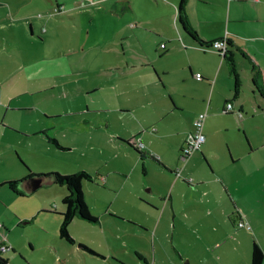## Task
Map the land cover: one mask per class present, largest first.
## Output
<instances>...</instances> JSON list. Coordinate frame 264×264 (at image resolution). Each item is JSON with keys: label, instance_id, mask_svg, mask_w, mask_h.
<instances>
[{"label": "crops", "instance_id": "1", "mask_svg": "<svg viewBox=\"0 0 264 264\" xmlns=\"http://www.w3.org/2000/svg\"><path fill=\"white\" fill-rule=\"evenodd\" d=\"M40 1L45 2L46 13L45 16L38 17L35 12L37 10H34L37 9V0H0V55H15L14 52L18 48L15 46L20 39V32L24 35L25 41L33 43L35 31L42 26L38 19L49 20L46 23L53 24L66 20L67 17L75 25L77 18L79 20L84 14L92 12L94 9L78 6L80 0ZM88 1L92 5L98 2V5L94 6L96 12L99 15L114 18L116 23L111 38L118 46L120 45L121 50L118 48L117 52L121 54L122 63L113 62V64L102 67L94 63L93 66H98L97 69L101 70L99 76L101 84L107 82L111 85V89H114L120 87L119 82L125 83L126 89H123L122 86L116 94L130 96L129 100L121 101L119 108L120 114L126 116L127 121L132 122V125H128L130 131L122 133L113 128L108 130L110 127L108 124L111 125L108 116L110 108L99 104L94 105L93 115L96 117L93 120H99L101 125L91 123V119L85 114L89 109L86 111L83 109L65 111L64 115L60 112L46 116L49 118L81 114V122H88L89 125L12 124L9 121V109L13 105V100L28 92L35 94L46 90L42 86H40L42 88H35L32 85L36 82L34 81L36 74L34 59L27 43L23 50H20L24 52L26 58L22 67L18 57L11 61L13 68L9 73L5 71L6 68L0 69V161L12 150H15L35 170V164L22 150L25 149L22 146L23 143H19L20 140L31 134L42 135L41 131L43 130L45 134L50 133L49 130H51V136L56 137L62 145L67 147V149L61 150L85 146L92 140L96 141L102 138L105 140L104 145L112 147L113 154L110 158H119L128 165L130 169L128 172L120 170L127 173V178L141 162L144 170L149 174L147 155L156 156L163 164L158 163L157 165L160 169V180L158 182L149 181L147 184L151 186L152 191L155 189L157 203H160V205L157 203L155 205V202L151 203L157 207L158 225L164 217H168V209L172 212L169 222L172 232H167L166 235L171 238L173 242L171 246L179 259L171 252V261L176 263V260L187 259L189 264H213L210 261L212 254L210 251L215 246L216 248L223 247L220 255L217 256L218 261H214L217 264H239L243 258H247L248 254L249 264H251L253 243H259L264 250V122L249 125L248 119L258 118L261 113L257 115V112L264 113V96L253 82L252 62L241 53L240 48L252 55L264 72V0H197L210 8L213 5L216 7L200 15L191 12L193 0H188L189 20L202 39L211 42L227 35L230 42L229 53L233 54L241 81L237 96H235V78L230 70L228 60L215 49L201 45L182 28L178 19L179 0ZM20 3H23L22 8H20ZM101 3L106 6L104 13H101L99 8L102 6ZM247 4H251V9L245 8ZM27 5H32L34 8L28 11ZM60 6L62 9L58 10ZM64 8L68 11L66 15L61 14V10L64 11ZM216 25L217 28L214 29ZM43 29V31L46 30ZM158 41L159 44H157ZM162 43L165 44L164 47H162ZM158 46L163 50L162 53L171 51L170 54L173 55L180 52L185 57L186 64L179 68L186 69L188 67L198 83V88L192 98L199 102V107L206 105L211 113L208 121L206 120L207 125L203 127L204 142L198 151L185 160L181 158L180 150L187 133L194 130L196 112H193L191 121L187 124L174 127L175 139L167 151L164 147L155 145V141L162 142L164 137L169 136L167 131L169 125H159L163 120L162 114L154 113L151 122L158 124V129L153 134L147 133L146 128L149 125H146L144 117L137 113L145 105L143 104L145 99H139L140 106L136 107L130 104L143 95L141 87L146 83L157 81L154 73L161 79L163 75L167 74V71L155 66V61L151 58L153 53L149 52L153 47L157 51ZM140 48L142 55L137 51ZM241 59L245 63L239 64ZM66 60L68 61L69 58L66 57ZM71 64H66V66ZM24 67L28 70L31 68V71L21 78L20 72ZM153 71L154 73H152ZM196 73H201L202 76L198 77ZM16 74H18V81H14ZM9 79L11 80L9 81ZM100 88V85H94L87 92L94 93ZM201 88L203 92L198 90ZM170 93L175 100L174 105L176 103L174 108L178 109L177 106H179L184 109L177 94H173L171 91ZM19 100L22 101V98ZM229 101L233 102L237 111L241 110L243 113L242 125L235 127L244 131L246 141L244 138L236 141L231 137L229 135L230 126L211 124V118L221 116L222 109L226 108L224 104L226 105ZM26 105L17 106L16 110L28 111L34 108ZM242 117L240 118L242 119ZM122 121L124 120L122 119ZM162 123L164 124V122ZM8 125H13L22 132L13 135L8 130ZM37 126L40 127L36 128ZM128 126L126 125V127ZM103 130L106 133L108 130L107 138L101 133ZM222 131H228V133L224 134ZM135 135L139 136L143 143V139H150L147 148L144 143L146 149H142L145 152L143 159L134 148L121 139H128ZM61 137H69V139L63 141ZM47 142L50 143V146L47 145V147L51 148L53 143L49 138ZM119 144L123 145V156L116 152ZM178 153L179 158L184 161L182 166H178L180 164L177 162ZM25 164H23L25 169L16 166L15 163L12 168L8 167L7 173L0 177V188L6 186V184H2L3 181L22 178L33 171ZM178 169H181L180 174L176 173ZM50 170L54 171V168H39V171ZM99 174L106 181L108 175ZM114 192L117 193V190ZM239 220L246 221L251 228L239 226ZM231 239L236 242V246L231 247L229 244L232 242ZM140 254L144 259L146 258V254L142 251ZM244 264H247V260Z\"/></svg>", "mask_w": 264, "mask_h": 264}, {"label": "rangeland", "instance_id": "2", "mask_svg": "<svg viewBox=\"0 0 264 264\" xmlns=\"http://www.w3.org/2000/svg\"><path fill=\"white\" fill-rule=\"evenodd\" d=\"M95 4L98 5V2ZM95 4L92 5L88 0H80L78 6L94 9L92 12L84 14L79 20L77 18L75 25L67 17L66 20L53 24H47L46 22L49 20L46 21L42 18L43 21H41L38 19L42 26L35 31L33 43L32 41L30 43L25 41L24 35L20 32V39L15 46L18 47L14 52L15 55H0V69L6 68L5 71L9 73L13 68L11 61L14 58L18 59L19 57L21 67L24 65L26 58L24 52L20 50H23L25 44L28 43L27 46H29L31 56L34 59L36 74L34 80L36 82L32 85L35 88H46V90L35 94L28 92L13 100V105L9 109V121L12 124L89 125L88 122H81V114L46 117L60 112L64 115L65 111L81 109L86 111L89 109L85 114L91 119V123L101 125L99 120H93L96 117L93 115L94 105L99 104L110 108L108 116L111 125L108 124L110 126L108 130L113 128L122 133L130 131L128 125H132V122L127 121L126 116L121 115L119 109L121 101L129 100L130 96L116 94L122 86L123 89H126L125 83L119 82L120 87L114 89H111V85L107 82L101 84L99 81L101 70L97 69L98 66H93L94 63L101 67L113 64V62L122 63L121 54L117 52L118 48L121 50L120 45L118 46L111 38L112 31L116 27L115 20L110 16L99 15L95 10ZM22 5L23 3H20V8L23 7ZM101 5L100 11L104 13L106 6L103 3ZM250 6L251 4H247L245 8L251 9ZM32 8H34L32 5H27L28 11H31ZM211 8L215 9L216 7L213 5ZM211 8L197 0L191 2V12L195 15H200ZM59 9H62V6ZM34 10H37L35 12H37L38 17L44 15L46 13L45 2L37 0V9ZM67 12L66 9L61 10L62 15H66ZM43 28L46 30L43 31ZM216 28L217 25L214 29ZM137 51L142 55L141 48ZM149 52L153 53L151 58L155 61V66L167 71V74L163 75L162 80L153 71L157 81L146 83L141 87L143 95L130 104L137 107L141 105L138 103L139 99H145L143 103L145 105L137 113L142 115L144 123L149 125L146 128L147 133L153 134L158 129V124L151 122L154 113L162 114L163 120L160 121L159 125H169L167 129L169 136L164 137L162 142L155 141V145H160L168 151L175 139L174 127L177 125L181 127L191 121L193 112H196V116L200 112H207L204 121V125H207L211 113L206 105L199 107V102L193 100L192 96L195 95L198 83L188 67L186 69L179 68L186 64V59L180 52L173 55L170 54L171 51L162 53L163 50L160 49V46H158L157 51L153 47ZM66 57L69 58L68 61ZM70 63L72 64L66 66ZM241 63H245L244 60H239V64ZM30 71L31 68L29 70L26 67L22 68L20 77L23 78ZM41 76L43 78H40ZM18 80V74H16L14 81ZM94 85H100V90L94 93L87 92ZM198 90L203 92L202 88ZM170 91L177 94L184 109L179 106H177L178 109L174 108L176 103L174 105L175 100ZM19 97L22 98V101L19 100ZM24 105L34 108L28 111L16 110L17 106ZM224 106L226 105L224 104ZM225 109V107L222 109L221 116L211 118V124L230 126L229 135L231 137L235 138L236 141L242 138L246 141L244 131L235 127L242 125L243 117L241 119L237 112H226ZM259 113L261 114L258 118L248 119L249 125L264 122V113L257 112V115ZM8 127L11 128L8 130L13 135L22 132L13 125H8ZM108 130L107 133L105 130L101 133L106 136ZM41 132H43L42 135L31 134L27 138L24 137L19 143H23L22 146L25 149L22 150L35 164V170L28 165L18 151L12 150L8 156L0 161V177L7 173L8 167L12 168L14 163L22 168L25 167L23 164L26 163L35 173L52 172V170L39 171V168H54V171L61 173H72L79 170L91 172L95 178L93 181L85 180L83 190L90 211L98 217L99 221L91 222L76 217L70 225V231L78 242L86 243L102 253L104 257L91 253L79 246L78 243H70L59 235V227L62 221L59 212L65 209L62 199L68 192L65 185L46 184L32 193L24 195L15 194L6 185L0 188V222L2 223L0 241L5 242L9 247V249L1 252L10 260L9 264H189L187 259L176 260V263L171 261V252L179 259L171 246L173 244L171 238L166 235L167 232H172L169 224L172 217L171 210L168 209V217H164L158 225L157 207L151 205L153 202L155 205L158 202L157 194L155 189L152 191L151 186L147 183L160 180V169L157 166V161L147 155L150 167L149 174L146 173L141 162L127 178V173L120 170L128 172L130 170L128 165L119 158H110L113 154L112 147L111 145H104L105 140L102 138L96 141L92 140L85 146L61 150L53 144L51 148L47 147V145L50 146V143L47 142V135L51 136V130L47 134L44 130ZM222 133L226 134L228 131H222ZM68 139L69 137L62 138L63 141ZM149 140L143 139L146 148L149 146ZM145 147L142 149H146ZM116 152L123 156L122 144H119ZM171 157L173 158V156ZM177 162L180 163L178 166H182L184 162L179 158V153ZM99 173L108 175L106 181L100 177ZM114 190H117V193ZM157 204L160 205V203ZM48 208H52L53 211H47ZM230 241H232L229 243L231 247L236 246L233 239ZM222 248L213 246L210 251L212 253L210 261L213 264H217V256L220 255ZM140 251L146 254L145 259L140 255ZM245 259L247 264L250 263L248 254L247 258H243L242 263L239 264H244Z\"/></svg>", "mask_w": 264, "mask_h": 264}, {"label": "trees", "instance_id": "3", "mask_svg": "<svg viewBox=\"0 0 264 264\" xmlns=\"http://www.w3.org/2000/svg\"><path fill=\"white\" fill-rule=\"evenodd\" d=\"M187 5H188V0H179L178 19L182 28L187 34H189L194 40L199 42L201 45H208L210 42L202 39L198 34V32L196 31V29L192 26L187 12ZM240 51L245 57L249 58V60L252 62L253 82L260 91V93L264 96L263 70L259 66L256 59L252 55L247 53L246 50L240 48ZM225 58L228 60L230 70L235 78V96H237L239 94L241 81H240L239 73L236 69V64L232 52L230 53L228 52ZM48 138L57 148L67 149V147L62 145L56 137L48 136ZM138 138L139 137L135 135L128 139H123V138L121 139L124 142H126L129 146L134 148L136 152L140 155V157L143 159L145 157V152L135 145V140ZM150 156L159 164H162V162H160V160L156 156L153 155ZM33 173L35 172L30 171V173L27 176ZM48 173H52L55 176L54 183L65 185L68 190V192L65 194V196L62 199V202L65 205V209L59 212L62 216V221L59 227V235L70 243H78L79 246L90 251L91 253L104 257L102 253L98 252L97 250L90 247L86 243L78 242L71 235V231H70V225L76 217H80L91 222L99 221L98 217L93 215L92 212L90 211L83 190L84 181L85 180L93 181L95 176L88 170H79L72 173H61L58 171H52ZM20 180L21 178L8 179L2 182V184L8 185L15 194L24 195L25 193L18 186ZM47 211H53V209L48 208ZM9 262H10L9 259L3 257L2 253L0 252V264H9ZM263 263H264V250L259 243L254 242L252 247L251 264H263Z\"/></svg>", "mask_w": 264, "mask_h": 264}, {"label": "built area", "instance_id": "4", "mask_svg": "<svg viewBox=\"0 0 264 264\" xmlns=\"http://www.w3.org/2000/svg\"><path fill=\"white\" fill-rule=\"evenodd\" d=\"M161 45L162 47L165 46L164 43H162ZM204 46L215 49L223 57H225L230 51V42L227 35H224L219 39L213 40L208 45ZM196 76L201 77L202 75L201 73H196ZM226 111L237 112V115L239 117H242L243 115L241 110L237 111L235 109L234 104L231 101L226 104ZM206 115L207 112H200L196 116L194 120V130L187 133L186 139L184 140V144L182 145L180 150V156L182 159H188L195 151L200 149L202 143L204 142L205 134L203 132V127ZM135 145L140 149L144 147V143L140 139L135 140ZM176 173L180 174L181 169H178ZM238 225L246 228H251L250 224H248L244 220H239ZM1 226L2 223L0 222V227ZM7 249H9L7 244L5 242H0V252H3Z\"/></svg>", "mask_w": 264, "mask_h": 264}, {"label": "water", "instance_id": "5", "mask_svg": "<svg viewBox=\"0 0 264 264\" xmlns=\"http://www.w3.org/2000/svg\"><path fill=\"white\" fill-rule=\"evenodd\" d=\"M54 182L55 176L52 173H33L21 178L18 186L25 194H30L39 187Z\"/></svg>", "mask_w": 264, "mask_h": 264}]
</instances>
